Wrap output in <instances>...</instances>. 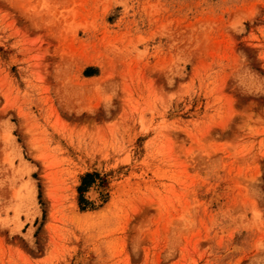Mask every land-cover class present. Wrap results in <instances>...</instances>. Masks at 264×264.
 I'll list each match as a JSON object with an SVG mask.
<instances>
[{"label":"rangeland","instance_id":"1","mask_svg":"<svg viewBox=\"0 0 264 264\" xmlns=\"http://www.w3.org/2000/svg\"><path fill=\"white\" fill-rule=\"evenodd\" d=\"M0 264H264V0H0Z\"/></svg>","mask_w":264,"mask_h":264}]
</instances>
